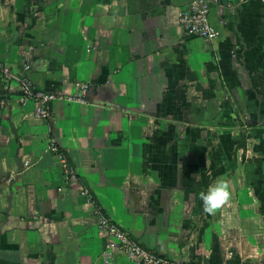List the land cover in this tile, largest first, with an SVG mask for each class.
Masks as SVG:
<instances>
[{"label": "crops", "instance_id": "obj_1", "mask_svg": "<svg viewBox=\"0 0 264 264\" xmlns=\"http://www.w3.org/2000/svg\"><path fill=\"white\" fill-rule=\"evenodd\" d=\"M190 1L0 0V64L63 95L44 119L0 73V264H136L97 212L173 259L264 264V0H210L213 39L184 36Z\"/></svg>", "mask_w": 264, "mask_h": 264}, {"label": "built area", "instance_id": "obj_2", "mask_svg": "<svg viewBox=\"0 0 264 264\" xmlns=\"http://www.w3.org/2000/svg\"><path fill=\"white\" fill-rule=\"evenodd\" d=\"M210 0H191L186 6L179 11V21L183 30V34L187 38H209L213 39L217 36L216 26L210 21ZM0 73L7 78H16L20 85V93L18 100L26 103L29 100L40 104L39 114L42 118L47 119L50 116L49 103L63 98L62 93L57 91H46L36 87L31 81L27 66L23 73L16 75L10 73L0 64ZM87 84L80 85V92L67 96L68 101L81 100V95L87 90ZM6 105L4 98H0V109ZM51 151H58L57 146L51 142L49 145ZM62 165L66 175L74 176L65 160L62 159ZM84 193H86L84 191ZM98 213V226L104 232V248L103 255L110 259L115 253L120 252L129 260L136 264H194L187 261L173 259L165 256L155 250L143 247L139 241L131 237V235L113 221L106 214Z\"/></svg>", "mask_w": 264, "mask_h": 264}, {"label": "clouds", "instance_id": "obj_3", "mask_svg": "<svg viewBox=\"0 0 264 264\" xmlns=\"http://www.w3.org/2000/svg\"><path fill=\"white\" fill-rule=\"evenodd\" d=\"M231 190L229 180L221 177L209 186L207 192L201 191L200 199L202 201L203 212L214 215L230 199Z\"/></svg>", "mask_w": 264, "mask_h": 264}]
</instances>
